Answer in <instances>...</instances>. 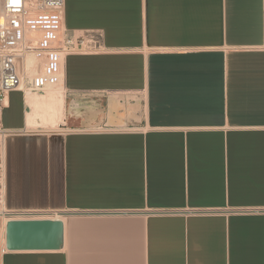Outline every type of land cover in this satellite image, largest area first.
<instances>
[{"label": "crops", "instance_id": "crops-1", "mask_svg": "<svg viewBox=\"0 0 264 264\" xmlns=\"http://www.w3.org/2000/svg\"><path fill=\"white\" fill-rule=\"evenodd\" d=\"M72 1L63 34L106 51L65 97L12 91L0 178L6 211L65 213L64 244L8 250L0 220V264H264V0Z\"/></svg>", "mask_w": 264, "mask_h": 264}, {"label": "built area", "instance_id": "built-area-1", "mask_svg": "<svg viewBox=\"0 0 264 264\" xmlns=\"http://www.w3.org/2000/svg\"><path fill=\"white\" fill-rule=\"evenodd\" d=\"M64 8L65 0H0V144L3 147L9 133L3 125V108L10 92L44 93L60 80L63 84L68 55L106 51L99 30L74 37L63 34ZM31 71L35 72L29 74ZM33 211L40 210L17 211L20 213L15 216H48L33 215Z\"/></svg>", "mask_w": 264, "mask_h": 264}, {"label": "water", "instance_id": "water-1", "mask_svg": "<svg viewBox=\"0 0 264 264\" xmlns=\"http://www.w3.org/2000/svg\"><path fill=\"white\" fill-rule=\"evenodd\" d=\"M63 244L64 221L61 218L10 216L5 222L8 250H58Z\"/></svg>", "mask_w": 264, "mask_h": 264}, {"label": "rangeland", "instance_id": "rangeland-1", "mask_svg": "<svg viewBox=\"0 0 264 264\" xmlns=\"http://www.w3.org/2000/svg\"><path fill=\"white\" fill-rule=\"evenodd\" d=\"M65 11H66V27L67 29L73 30L76 26V24L70 19V14H71V8L73 6V1L72 0H65ZM64 80H63V85L65 86V92H64V97L66 96V93H68L71 90H78V54H72L67 56V59L64 64ZM66 81V83H65ZM47 91L44 93L38 92L37 94L42 95L46 94ZM12 102L14 103L11 108L5 109L4 110V115H3V120L4 124L8 125L10 122L13 121L14 119V105L16 102L20 99V92H12ZM66 101H68V97H66ZM63 116L61 120L57 122V124L54 126L52 123L49 122V120L45 121L44 119H37V124L33 127L34 129H58L59 124L63 121ZM3 124V125H4ZM2 156L0 152V157ZM2 175V171H1ZM1 177V176H0ZM52 215V214H48Z\"/></svg>", "mask_w": 264, "mask_h": 264}, {"label": "bare ground", "instance_id": "bare-ground-1", "mask_svg": "<svg viewBox=\"0 0 264 264\" xmlns=\"http://www.w3.org/2000/svg\"><path fill=\"white\" fill-rule=\"evenodd\" d=\"M33 72H35V71H31L29 74H32ZM62 75H63V72H62ZM61 85H62V82H61V80H60V83H58L57 85H55V86H50V87H48L47 88V92H46V94L44 95V94H42V95H39V94H37V93H34V92H30V91H26V93H25V95H26V97L27 98H29V99H37V98H40V99H42V100H44V101H50L52 98H53V96H54V94L57 92V91H59V89H60V87H61ZM55 99V98H54ZM7 101V99L5 100V102ZM57 105H58V103H56ZM52 106V105H51ZM59 107V106H58ZM64 107V106H63ZM59 109V108H58ZM62 109V108H61ZM60 112H62V110L60 111ZM60 115H62L61 113L59 114V112L57 111V110H55L53 107H48L46 110H43L39 115H38V117H41V118H43L45 121L47 120H49V122L50 123H52L54 126L56 125V123H57V121H58V119L60 118ZM27 118H28V125H29V127H31V126H34V125H36V123H37V121H36V116L34 115V113H33V111H32V108H31V106H30V111L28 112V115H27ZM39 119V118H38ZM0 152H1V154H2V156H3V144H0ZM3 160V159H2ZM2 178V177H1ZM2 189V188H1ZM2 194H3V189H2V192H1V195H0V220H1V222H2V225L4 226V224H5V222H6V220L8 219V217H10V216H15V215H17L16 213H14L13 211L11 212H9V211H6L5 209H4V205H3V200H2ZM18 213H20V212H18ZM33 213V215H42V214H46V215H48V214H52L51 216L52 217H58V218H61L63 221H65L66 220V218L64 217V215H62V213H64V212H62V213H59L58 211L57 212H52V213H49V211L48 212H32ZM51 216H49V217H51Z\"/></svg>", "mask_w": 264, "mask_h": 264}]
</instances>
